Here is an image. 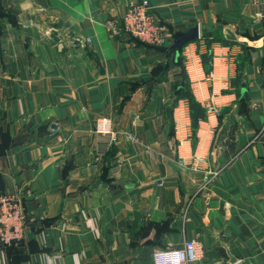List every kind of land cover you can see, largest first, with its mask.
<instances>
[{
  "label": "crops",
  "instance_id": "obj_1",
  "mask_svg": "<svg viewBox=\"0 0 264 264\" xmlns=\"http://www.w3.org/2000/svg\"><path fill=\"white\" fill-rule=\"evenodd\" d=\"M130 1L0 0V195L25 213L0 264H152L186 239L190 264H264L260 0H148L160 46L107 28ZM102 115L119 133L107 153Z\"/></svg>",
  "mask_w": 264,
  "mask_h": 264
},
{
  "label": "built area",
  "instance_id": "obj_2",
  "mask_svg": "<svg viewBox=\"0 0 264 264\" xmlns=\"http://www.w3.org/2000/svg\"><path fill=\"white\" fill-rule=\"evenodd\" d=\"M261 11L256 14L264 24V0H260ZM107 28L113 34H121L150 45H164L168 39V28L151 11L148 0L130 1L118 17H108L105 20ZM90 41H79L84 45ZM94 132L104 138L99 145V153L109 151L119 140V133L108 116L96 118ZM258 133L256 135L260 136ZM133 140L134 137L127 135ZM207 179V178H206ZM161 183H159L160 185ZM25 213L22 202L14 195H0V245L6 246L18 243L23 238ZM199 247L194 240L186 239L181 247L167 246L152 253V264H190L198 258Z\"/></svg>",
  "mask_w": 264,
  "mask_h": 264
},
{
  "label": "trees",
  "instance_id": "obj_3",
  "mask_svg": "<svg viewBox=\"0 0 264 264\" xmlns=\"http://www.w3.org/2000/svg\"><path fill=\"white\" fill-rule=\"evenodd\" d=\"M181 48H182V46L179 47L177 49V51L175 49H170V50H173V51L177 52L178 54H180L181 53ZM180 59H181V55H180ZM175 94H176V98H186L187 99V102H188V105H189V110H190L191 124H192V127H194L196 122H197L198 116L203 117L204 114L202 113V109L200 107L199 102L195 100L193 94L188 90L187 81L184 82L183 84H180L176 88ZM109 151H107V152H109ZM13 244H15V243H12L10 245H13ZM6 246H9V245H6Z\"/></svg>",
  "mask_w": 264,
  "mask_h": 264
},
{
  "label": "water",
  "instance_id": "obj_4",
  "mask_svg": "<svg viewBox=\"0 0 264 264\" xmlns=\"http://www.w3.org/2000/svg\"><path fill=\"white\" fill-rule=\"evenodd\" d=\"M198 27L195 25L191 28H189L187 31L185 32H176V38L173 40L170 49H175L177 51V49L179 47H181L185 42L196 39L199 37L198 34ZM166 112L167 114H169L170 112V107H166ZM100 183V178H98L95 182V186L98 185ZM231 260L234 259L232 256H230Z\"/></svg>",
  "mask_w": 264,
  "mask_h": 264
}]
</instances>
